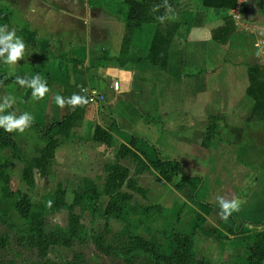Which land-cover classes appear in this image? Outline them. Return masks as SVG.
<instances>
[{
  "label": "crops",
  "instance_id": "obj_1",
  "mask_svg": "<svg viewBox=\"0 0 264 264\" xmlns=\"http://www.w3.org/2000/svg\"><path fill=\"white\" fill-rule=\"evenodd\" d=\"M124 2L127 8L120 4ZM260 3L261 0H239L242 8L244 6L248 13L252 12L256 20L260 14L259 11L254 14L253 8L258 10ZM129 8L125 0H0V27L7 25L8 31L14 29L25 43L23 58L11 65H18L17 71L7 75L23 73L33 78L42 74L43 80L49 83L50 92L54 87L57 95L66 100L65 106L55 114L57 117L61 114L59 118L73 108L67 99L73 94L81 95L88 99L82 125L93 108L98 110L95 119L103 120L95 124L94 131L97 125L114 129L116 119V124L124 130L146 137L166 158L169 157L163 152L171 151L174 144L183 141L191 149L190 158H196L199 165L206 162L204 170L216 179L219 177L218 167H243L245 180L252 182L247 187L252 197L259 191L258 182L264 178V171L259 173L256 168L241 162L238 152L247 121H256L258 117L253 108L252 111L245 109L251 102L247 94L250 85L248 63L227 57L216 65L213 61L220 53L226 56L230 45L212 39L213 31L225 25L223 13L211 9L207 19L201 21V26H195L198 28L196 31L190 27L193 8H184V4L177 8L176 17L168 15L165 25L144 23L135 34L129 50V56L143 59L121 67L115 58L121 52ZM212 11L213 17L209 18ZM245 15L241 14L243 21ZM261 18L256 22L263 28L264 17ZM174 24L178 27L173 32L170 28L173 34L170 56L166 67L161 68L146 56L156 30L169 29ZM235 26L237 30L241 29L236 19ZM24 30L33 32V42L24 37ZM230 47L245 49L243 44ZM35 55H45L46 62H33ZM3 62L4 59L0 58V66L4 65ZM114 81L120 82L118 90L112 86ZM95 90L104 96L103 99L92 97L90 91ZM42 99L46 101L48 98ZM10 111L16 113L13 109ZM210 116L219 118L220 136L206 147L201 140ZM94 131L91 133L93 139ZM125 138L114 130L110 147L117 148ZM99 142L103 143L96 141ZM58 147L55 162L59 155ZM212 150H222L223 153L212 159L216 168L211 171L208 154ZM252 168L256 178L254 182L248 181ZM223 171V175L232 174L231 169ZM258 173L261 174L259 180ZM211 187L209 189L214 191L215 182ZM240 192L241 189L239 195ZM250 192L243 198L249 200ZM259 211L261 217L255 218L257 221L264 219V207Z\"/></svg>",
  "mask_w": 264,
  "mask_h": 264
},
{
  "label": "rangeland",
  "instance_id": "obj_2",
  "mask_svg": "<svg viewBox=\"0 0 264 264\" xmlns=\"http://www.w3.org/2000/svg\"><path fill=\"white\" fill-rule=\"evenodd\" d=\"M172 2L174 4L171 6L170 11H168V15L171 14L176 17L179 12L177 8L183 4L184 8H193L190 27L195 29V31L198 30L195 26H201L203 23L201 21L203 19L206 20L208 17V14L205 13V10H203L200 4V0H172ZM120 4L124 8H127L125 2ZM258 5L259 3H256V6ZM253 9L255 10L253 12L254 14H257L255 12L259 11L260 16L264 17V0H261L258 10L257 8ZM212 12L209 14V18L213 17L212 14H214V11ZM244 13H246L244 21L242 20L243 17L239 20L236 19L241 29L237 33L238 39L234 37V45L239 46V44H243L245 49L233 48L230 46L234 45H229L226 56L221 53L215 55L213 59L215 65L222 62L223 60L221 59L227 57L232 60L243 61L246 65L247 63L258 62L264 68V26L262 28L261 24L256 22L262 18L258 16L259 20H256L253 14H251L252 12L248 13V10L243 6L242 14ZM231 14L233 15V12ZM16 36L22 39L20 34ZM45 57V55H35L33 56V62L42 63L45 61ZM17 66L5 65L4 63V65L0 66V72H5L8 75L14 74L18 69ZM39 76L42 81H46L49 89L44 98H50V100L33 99L32 89L21 86L18 83L12 82L4 88V96L14 98V103L11 108L18 113H15V115L18 117L19 114L21 115L27 112L33 117L30 126L23 133L19 132V130L11 132L16 141H21V144H18L21 145L27 157L37 156L41 152L43 147V140L40 133L41 127L55 121L61 116L59 113L58 117L55 115L61 108L55 103V96L57 95L56 89H53V87L50 92L48 81L43 80L44 76L42 74ZM249 97L251 102L246 104V111H252L251 108H253L255 103L253 98L251 96ZM0 103H3L1 99ZM9 109L7 108L0 115L14 113ZM96 113H98L97 108L91 109L84 124L74 128L75 134L72 135V138H60L58 145L59 155L57 161H53L51 174L42 176L35 170V185L33 187L29 186L22 178L24 162L12 157L10 148H0V165L3 164L4 172L9 176L10 187L12 190H20L22 194L29 195L31 208L37 213L42 214L46 231H51L57 225L66 227L68 224L67 209L60 211L47 209L48 200L54 195L58 184L61 183L67 190V201L72 203L74 190L83 186L85 177L92 178L98 187L102 189L107 174L105 164L114 162L116 159L115 153L119 146L115 148L104 143L99 142L98 144L96 141H92L91 133L94 131L95 124L103 122L102 119H95ZM247 123L248 132H251L254 128L258 130L256 132L258 144L264 146V122L259 124V121L256 120L247 121ZM247 127L245 126L244 131ZM190 150L186 143L178 141L174 144L171 151L165 150L163 155L180 160L192 174L202 176V189L198 193L199 200L214 203L213 205L218 208L220 207L219 198L225 200L238 199L240 209L239 211L233 212L232 217L238 224L245 225V231H257L249 222L261 221H257L255 218L259 219L261 217V211L259 210H262L264 207V178L260 179L261 174L259 175L264 170H258L256 168V171H259L257 176L258 180L260 179L257 187L259 191L251 197V192L247 187L252 182L249 183L245 180L243 167H218L216 171L217 174L219 173L217 182L216 176L212 177L209 175V172L206 173L204 170L207 167L205 165L206 162L199 165L196 158H190L192 154ZM219 153H223V151L212 150L208 154L211 161L208 168L211 171L214 167L216 168L215 161H212V159H216ZM120 163L129 166L131 174L134 173L135 166L129 160L123 159L120 160ZM224 169H231L232 174L228 176L223 175ZM250 179L253 182L256 179L254 169L248 181ZM139 182L148 188L149 191L146 197H143L139 193L133 194L132 199L125 206L124 216L126 220L117 216V211L113 212V214L106 213L110 200V197L106 194L101 195L99 209L95 212L82 210L79 206L76 208V212L82 216V222L93 235L103 234L106 237H110L111 234L129 225L144 239H153L154 241L163 243L169 239L171 233H188L191 231L194 218L200 208L199 203L191 198V193L188 189L180 192L176 191L171 185L157 181L155 175L150 171L144 172ZM214 182L215 188L213 191L209 188L211 186L213 187ZM240 189L241 192L239 195ZM123 190L128 191L126 187ZM248 192H250L249 200L243 198ZM220 212L214 209V212L207 218L208 226L215 228V232L211 236L201 230L196 232L194 237V252L198 258L208 260L214 264H236L248 253L244 235H229L226 228L221 224ZM9 214L19 228L25 229L28 227V223L19 215L16 209L12 208ZM227 234L228 237L226 236ZM7 236L8 239L5 247H0V264H71L76 250H80L86 255L88 264H129L122 259L106 255L93 240L84 245H75L73 248L52 245L47 255L42 256L38 251L22 247L18 243L14 231L7 224L3 223L0 218V238H6Z\"/></svg>",
  "mask_w": 264,
  "mask_h": 264
},
{
  "label": "trees",
  "instance_id": "obj_3",
  "mask_svg": "<svg viewBox=\"0 0 264 264\" xmlns=\"http://www.w3.org/2000/svg\"><path fill=\"white\" fill-rule=\"evenodd\" d=\"M125 1L130 7L126 19V33L120 55L115 58L121 67H125L127 63H135L143 59V57L129 56L135 34L144 23L167 24L168 9L174 4L172 0H167V6H165L164 0ZM200 4L205 13L210 12L211 9L223 13L225 25L213 31L212 39L234 45V37L238 39V30L231 10L238 6L239 0H200ZM158 17H164L165 19L161 22ZM177 27L174 24L169 26V29H158L152 39L149 54L146 58L161 68L166 67L167 59L170 56L169 49L173 40L171 32ZM170 28L172 29L171 32ZM23 35L28 41L33 42V32L24 30ZM248 68L250 85L247 94L255 102L253 113L258 117L259 124H261L264 122V68L258 62L249 63ZM17 76L31 79L23 73L16 76H8L5 73L0 74V99L3 100L6 85L12 82L17 83ZM85 106L86 104L76 106L74 109L71 108L61 118L42 126L40 133L43 140V149L39 155L34 157L25 156L21 145L18 144L12 133L6 132L4 128L0 127V148H10L12 157L24 162L22 178L29 186L33 187L35 185V170L42 176L51 174L60 138L72 137L75 133L74 128L82 125ZM114 122V129L97 125L94 131V139L108 146L112 144L114 130L126 137V141L122 142L116 150L115 161L105 164L107 174L103 188H99L92 178L85 177L83 186L74 190L72 203L67 201V190L61 183L58 184L54 195L48 200L51 201V206L48 202L47 209L54 211L68 210V224L66 227L57 225L51 231H46L44 218L42 214L31 208L29 195L22 194L20 190H12L10 187L9 176L4 172L3 164L0 165V218L2 222L14 231L16 239L22 247L38 251L42 256L47 255L52 245L73 248L75 245H84L93 240L103 253L122 259L129 264H214L208 260L198 258L194 252L196 232L201 230L211 236L215 232V228L208 226L207 218L214 212V209L223 211L210 202L199 200L198 193L202 188V176L192 174L185 168L183 162L176 158L163 157L160 149L146 137L124 130L116 124V119H114ZM256 132L258 130L255 128L248 132V127L243 132L238 158L241 162L251 165L253 168L264 170V146L258 144ZM219 136L220 120L216 116H210L201 143L206 147L211 146ZM123 159L129 160L135 166L133 174H131L129 166L120 163V160ZM146 171L152 172L157 181L171 185L176 191L180 192L186 189L190 191L191 198L199 203L200 208L194 218L191 231L188 233H171L169 239L163 243L153 239H144L129 225L111 234L110 237L103 234L93 235L82 222V216L76 212V208L79 206L82 210L95 212L99 209L101 195L106 194L110 197L106 213L113 214L117 211V216L126 220L124 216L125 206L132 199L133 194L139 193L143 197L147 196L148 188L139 182V177ZM124 187L128 191L123 190ZM12 208L16 209L19 215L28 223L27 228L21 229L17 226L15 220L9 214ZM232 216L231 214L226 221L221 218V224L226 228L229 235H244L248 252L236 264H264V219L259 222H249L257 231L247 232L244 229L245 225L238 224ZM226 236L228 237V234ZM7 239L8 236L0 238V247H5ZM71 264H88L86 255L82 251L76 250Z\"/></svg>",
  "mask_w": 264,
  "mask_h": 264
},
{
  "label": "clouds",
  "instance_id": "obj_4",
  "mask_svg": "<svg viewBox=\"0 0 264 264\" xmlns=\"http://www.w3.org/2000/svg\"><path fill=\"white\" fill-rule=\"evenodd\" d=\"M165 6H167V0H164ZM158 19L163 22L164 17H158ZM0 58L4 59L6 64L14 65L19 60L23 58L25 43L24 41L16 36V32L13 29L8 31L7 25L0 27ZM259 54V53H258ZM16 82L21 86H26L32 89V98L39 100L44 98L46 93L49 91L46 81H42L39 75L31 79L22 78L20 76L16 77ZM14 103V98L10 96L3 97V103H0V113L4 112L7 108H11ZM55 103L63 108L66 104V100L61 95L55 96ZM67 103L73 107L83 106L88 103V99L84 96L73 94L67 99ZM33 120V117L25 112L18 117L15 113H9L7 115H0V127L4 128L6 132H13L19 130L23 133L26 128H28ZM220 207L223 211L220 212L221 218L225 221L229 216L240 209V202L238 199L225 200L219 198ZM49 206H51V201H49Z\"/></svg>",
  "mask_w": 264,
  "mask_h": 264
},
{
  "label": "built area",
  "instance_id": "obj_5",
  "mask_svg": "<svg viewBox=\"0 0 264 264\" xmlns=\"http://www.w3.org/2000/svg\"><path fill=\"white\" fill-rule=\"evenodd\" d=\"M242 6L239 4L235 10H233V17L237 20H239L241 18V14H242ZM113 88L115 90H118L120 88V82L119 81H114L112 84ZM90 94H92V97H98L99 99H103L104 96H101L100 94H98V92L95 91H90Z\"/></svg>",
  "mask_w": 264,
  "mask_h": 264
}]
</instances>
